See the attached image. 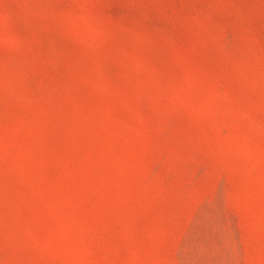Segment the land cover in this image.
<instances>
[{"label":"rangeland","instance_id":"obj_1","mask_svg":"<svg viewBox=\"0 0 264 264\" xmlns=\"http://www.w3.org/2000/svg\"><path fill=\"white\" fill-rule=\"evenodd\" d=\"M0 264H264V0H0Z\"/></svg>","mask_w":264,"mask_h":264}]
</instances>
